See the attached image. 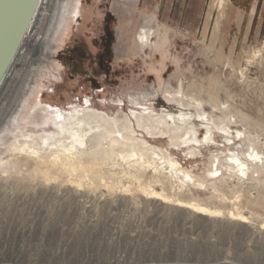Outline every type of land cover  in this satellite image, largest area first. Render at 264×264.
Wrapping results in <instances>:
<instances>
[{
	"label": "rangeland",
	"instance_id": "374dc122",
	"mask_svg": "<svg viewBox=\"0 0 264 264\" xmlns=\"http://www.w3.org/2000/svg\"><path fill=\"white\" fill-rule=\"evenodd\" d=\"M73 1L80 2V15L74 14L54 40L49 66L33 77L35 88L11 114L20 117L18 126L0 132V264H264V229L259 230L264 228V170L255 166L260 183L228 176L222 181L221 168L213 179L207 177L216 154L231 150L247 157L254 151L264 157V0H226L217 26L213 0ZM142 28L155 32L153 42L161 48L139 51L136 36ZM85 98L100 108L107 128L132 117L135 138L168 148L182 170L205 186L199 191L186 179V185L172 180L168 196L198 198L224 215L242 212L246 223L223 215L201 218L171 203L145 200L138 183L122 177L128 165L120 158L105 168L110 179L84 178L81 195L31 178L11 147L24 136L34 138L32 132L42 127L39 116L33 119L34 105L40 99L64 110ZM162 109L203 115L216 135L213 148L203 147L191 158L190 148L170 133L150 137L137 128L132 111L147 116ZM135 146L143 149L138 142ZM213 186L226 194L224 205L211 195ZM123 189L128 192L119 195ZM186 189L194 195H186ZM255 199L261 205L246 203Z\"/></svg>",
	"mask_w": 264,
	"mask_h": 264
},
{
	"label": "bare ground",
	"instance_id": "6f19581e",
	"mask_svg": "<svg viewBox=\"0 0 264 264\" xmlns=\"http://www.w3.org/2000/svg\"><path fill=\"white\" fill-rule=\"evenodd\" d=\"M17 1L0 0V60L4 56L6 36L10 32L12 21L16 15L15 6ZM225 1H212L211 11L215 10L217 12L216 26L223 16ZM123 2L135 4L139 0H123ZM80 6L79 1L74 2L73 0L40 1L31 30L23 39L20 54L19 56L17 55L18 58L9 69L7 81L0 93L1 133L6 132L9 126H15L16 124L18 126L20 117L18 120L14 117L16 122H13L14 119L11 118V114L17 111L16 109L19 107L21 108V102L25 95L31 89L35 88L33 77L40 74L42 67L49 66L47 58L57 48L54 40L58 39L64 27H68L71 17H75L74 14L77 16L80 15ZM210 17L209 15L207 20ZM154 34L155 32L151 29L146 30L142 28L139 30L136 40L139 45V51L143 52V54L147 48H158L161 45L158 40L157 43L153 42ZM84 102V104H82L83 102L79 103L77 101L70 103V106L68 105L69 107L64 110H53L51 105H43L40 99L34 105L35 112L33 113V119L36 120L39 116L42 121V127L37 132H32L34 138L31 139L29 136H24V142L19 144L20 142L18 143L16 141L19 145L14 143L11 147L13 151L20 155L18 163L25 165L26 169L28 168L31 178L40 179L42 184L56 183L59 186H63L62 188L67 190L68 193L71 192L74 195H81L80 188L83 187L81 183L84 178H89L94 182H101L106 178L110 179L111 170H106L105 168L109 165L112 158H120L122 164L124 162L128 165V170H124L122 177L127 178L129 182H137V191L144 196L145 200L152 199L155 200V203L160 202L162 204L171 203L175 208L184 210L195 216H200L201 218H219L223 215L224 217L226 216V219L236 223H246L247 218L243 217L242 212L236 213L234 211L235 214L228 213L224 215L216 207H208L203 205V203L200 204L198 198V200L192 197V199L183 200L171 197L172 195L168 196L170 194L165 192L172 180L180 182V180L183 181L186 179V182H190L192 189H199V191L205 189V186L200 178L192 176L188 171L182 170L179 163L167 154L169 151L168 148L161 150L151 146L145 140L135 138L136 132L130 126L132 117L125 115L121 119L114 120L113 125H109L110 128H107L105 125H108L109 122L98 111L100 108L96 104H93L89 98H85ZM220 108L217 107L218 110ZM223 109L220 112L224 113ZM136 111H132L131 114L137 123L138 129L150 135V137L154 136L155 132L159 133L157 135L170 133L173 139L190 148L189 155L191 158H195L197 154L200 155L199 149L203 147L213 148L216 143V135L211 127L212 124L207 119H203V115H198L197 117L192 116V114L184 113L180 109L174 112L172 110L162 109L160 113H150L147 116L143 115L145 112L142 114ZM197 124L200 125L201 129H197ZM33 125L34 128H37L35 126L37 123H33ZM202 129L205 130V133L201 135ZM221 132L224 131L221 130ZM227 134V132L224 133L226 137ZM237 134L239 133L237 132ZM106 140H108L107 148L104 149L102 143ZM137 142L143 149L135 146ZM222 153L212 156L210 162L211 171L207 173L208 178L213 179L216 177L221 168L223 171L220 175L222 176V181H225L227 176L230 178L245 179L249 183L250 181H259L260 172H257L255 166L259 165L264 170V157L254 151H251L247 156L251 159H247L245 155H239V153L231 150H228V154L223 157L221 156ZM212 169H214V172ZM111 183L113 182L111 181ZM192 189H186L185 194L194 195ZM88 190L89 192H94L92 189ZM173 191L171 192L173 193ZM109 192V190L106 191L107 194ZM126 192L128 191L123 189L119 195H126ZM218 192L221 193L222 191L213 186V193L211 195L217 194L218 196L212 197L216 198L219 205L222 206L225 204V197L222 195L226 194H218ZM194 193L197 195L198 191H194ZM244 193H246L245 195H250V191L246 192L245 190ZM261 193L263 194V192ZM233 195L236 194L232 193V197ZM235 197L234 199H236ZM226 199L228 198L226 197ZM257 201H247L246 203L251 206L259 205V203L261 205L262 202L258 201L257 203ZM230 204L232 203L230 202ZM263 229L261 227L259 230L263 231Z\"/></svg>",
	"mask_w": 264,
	"mask_h": 264
},
{
	"label": "water",
	"instance_id": "95a60500",
	"mask_svg": "<svg viewBox=\"0 0 264 264\" xmlns=\"http://www.w3.org/2000/svg\"><path fill=\"white\" fill-rule=\"evenodd\" d=\"M37 4H39V0H18L16 3V15L12 21L10 32L6 36L4 56L0 60V93L7 81V72L22 47Z\"/></svg>",
	"mask_w": 264,
	"mask_h": 264
},
{
	"label": "flooded vegetation",
	"instance_id": "af4514ba",
	"mask_svg": "<svg viewBox=\"0 0 264 264\" xmlns=\"http://www.w3.org/2000/svg\"><path fill=\"white\" fill-rule=\"evenodd\" d=\"M40 1L41 0H39V3H40ZM38 7H39V4H37V7H36V9H35V11H34V13H33V16H32V19H31V21H30V24H29V28H28V30H27V33L31 30V26H32V23H33V20H34V18H35V16H36V13H37V10H38ZM26 33V34H27ZM26 36V35H25ZM106 38V39H105ZM107 37H104V44H105V46H106V43H107ZM22 48V47H21ZM21 48H20V50H19V52H17V54H16V56H15V58H14V62H15V60L18 58V56H19V54H20V51H21ZM105 51H107V49H104ZM18 55V56H17ZM13 65V64H12ZM11 65V66H12ZM11 68V67H10ZM9 68V69H10ZM9 71V70H8ZM8 73V72H7Z\"/></svg>",
	"mask_w": 264,
	"mask_h": 264
},
{
	"label": "crops",
	"instance_id": "0c3cea01",
	"mask_svg": "<svg viewBox=\"0 0 264 264\" xmlns=\"http://www.w3.org/2000/svg\"><path fill=\"white\" fill-rule=\"evenodd\" d=\"M264 8V7H263Z\"/></svg>",
	"mask_w": 264,
	"mask_h": 264
}]
</instances>
